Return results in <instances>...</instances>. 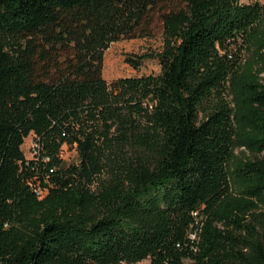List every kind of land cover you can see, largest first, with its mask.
I'll list each match as a JSON object with an SVG mask.
<instances>
[{
	"label": "trees",
	"instance_id": "16d2710c",
	"mask_svg": "<svg viewBox=\"0 0 264 264\" xmlns=\"http://www.w3.org/2000/svg\"><path fill=\"white\" fill-rule=\"evenodd\" d=\"M156 15L161 49L129 61L160 72L108 81L105 51ZM145 259L264 264V4L0 0V264Z\"/></svg>",
	"mask_w": 264,
	"mask_h": 264
},
{
	"label": "rangeland",
	"instance_id": "374dc122",
	"mask_svg": "<svg viewBox=\"0 0 264 264\" xmlns=\"http://www.w3.org/2000/svg\"><path fill=\"white\" fill-rule=\"evenodd\" d=\"M243 1H255V0H243ZM264 4V0H261ZM147 35L137 36L134 38H121L115 41L105 51L103 56V76L108 81H113L121 77H137L149 74H158L161 70L160 62L157 58L145 59L143 61L133 64L129 61V58L136 60L137 56L146 52H158L163 44V28L160 22L159 16L154 17L153 24L146 31ZM252 48V46L250 45ZM250 48V49H251ZM249 49V43L243 51V57L247 60L251 56ZM242 53V52H241ZM64 56L67 54L65 51L61 52ZM63 57H60L62 60ZM26 155L31 159H40V154L36 153L35 147L32 144V136L27 137L25 144L23 145ZM59 157L67 165H77L79 163L78 148L76 143L70 141L65 142L57 151ZM39 192L31 191L39 201L45 200L51 191L56 188V185L51 182L44 183L41 186ZM32 189V188H31ZM93 189V188H92ZM150 260L145 259L132 264H149ZM129 264V263H121Z\"/></svg>",
	"mask_w": 264,
	"mask_h": 264
},
{
	"label": "built area",
	"instance_id": "2783aa9c",
	"mask_svg": "<svg viewBox=\"0 0 264 264\" xmlns=\"http://www.w3.org/2000/svg\"><path fill=\"white\" fill-rule=\"evenodd\" d=\"M32 136V135H30ZM29 137V136H28ZM27 139V138H26ZM32 144L34 145L35 147V152L40 154L41 156V153H40V145L38 144V142L36 140H34L33 136H32ZM28 157V156H27ZM29 158V157H28ZM43 160L44 159H47V157H43L42 158ZM38 160V158L36 159ZM47 180V179H46ZM48 182V181H47ZM44 183H42L41 181H30V184H29V187L32 188L31 190L35 191V192H39L42 188L41 186L43 185Z\"/></svg>",
	"mask_w": 264,
	"mask_h": 264
}]
</instances>
